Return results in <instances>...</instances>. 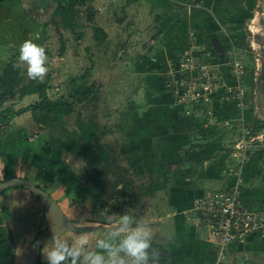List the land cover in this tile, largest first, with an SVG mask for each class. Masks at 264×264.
I'll return each mask as SVG.
<instances>
[{
  "label": "rangeland",
  "instance_id": "1",
  "mask_svg": "<svg viewBox=\"0 0 264 264\" xmlns=\"http://www.w3.org/2000/svg\"><path fill=\"white\" fill-rule=\"evenodd\" d=\"M135 1L128 2L133 5ZM202 1L153 0L140 9L114 0L111 13L82 8L74 32L60 28L67 44L64 56L59 55V42L55 46L37 41L48 57L49 71L43 80L30 79L26 66L18 62L19 49L14 52L22 78L17 91L49 80L48 95L75 106L73 114L46 130V144L53 147L51 140H64L67 132L79 131L78 121L98 134L96 171L79 153L59 149L62 160L77 169L78 220L94 222L90 226L108 232L112 228L108 217L127 213L151 225L160 205L149 200L172 197L195 172L181 176L179 166L185 163L169 168L170 153L184 156L192 144L215 140L219 134L225 136V141L221 139L226 147L249 151L242 141L244 123L239 117L249 102L243 85L239 96L231 67L235 56L240 61L245 56L253 60L252 41L258 50L263 48L257 43L264 42V30L255 26L264 25V15L256 19L252 30L238 18L231 21L237 27L227 30L228 11L217 9L211 17L217 27L205 29V20L211 18L200 7ZM255 16L259 13L247 20ZM44 20L52 23L50 13ZM93 25L105 34L95 37ZM202 68L221 76L224 87L203 93ZM189 81H195L191 92L186 91ZM78 86H85L86 95L76 93ZM261 144L259 150L264 148V138ZM88 189L95 191L89 195Z\"/></svg>",
  "mask_w": 264,
  "mask_h": 264
},
{
  "label": "crops",
  "instance_id": "2",
  "mask_svg": "<svg viewBox=\"0 0 264 264\" xmlns=\"http://www.w3.org/2000/svg\"><path fill=\"white\" fill-rule=\"evenodd\" d=\"M111 1L114 0H94L88 2L85 7L77 5L76 0H62V4L78 10L91 7L93 10L111 13ZM122 1L125 7L138 6L142 9L153 0H137L133 5L128 2L131 0ZM57 6V0H0V74L14 59V52L25 39L30 38L39 44H60L56 26L44 20L48 13L52 19ZM200 7L205 16L210 18L217 9H221V13L228 11L225 16L227 30L237 27L231 24L235 18L252 30L256 19L259 20L261 15H264V0H203ZM252 13H259V16L249 22L247 18ZM31 14L38 16L37 19H31ZM216 25L217 22L211 18L209 21L206 19L203 26L205 29H215ZM255 28L264 30V25L259 24ZM254 43L255 41H252V47L256 51L253 60L246 56L241 60L242 85L249 106L244 108L239 117L244 123V129H241L242 141L248 145L246 150L250 153L247 154L245 149L238 150L216 161L207 162L202 167L185 163L179 166L181 176L188 171L195 172L187 177L186 182L181 183L182 187H179L172 197L162 196L149 200L150 204L160 205L154 223L149 225L145 222L150 226L152 247L159 253L158 264H264L263 240L232 243L221 254L208 229L195 223L194 225L191 221L195 201L193 198L204 191L225 190L233 184H238L245 205L255 207L264 200V153L261 154L259 150V147L263 146L261 143L264 138V42L258 43L263 46L261 51ZM215 53L223 55L222 52ZM220 58L224 59L223 56ZM38 100L37 95H28L7 102L3 109L19 110ZM227 111L234 113V109ZM44 136H47L46 131L40 129L31 112L0 126V182L7 178L19 177L46 191L74 225L93 229L83 233L67 231L61 238L71 243L85 236L89 250H94L95 242L104 237L107 229L90 226L94 222L78 220V206L81 200L76 198V189L79 186L77 169L71 168L67 160H62L61 150L46 144ZM217 137H224L225 141L224 135L219 134ZM7 154L15 158L9 168H6L4 162ZM186 183L188 186H185ZM53 225L51 212L29 190L13 187L0 195V226L13 232L16 241V264H27L32 244L49 235ZM111 227L114 225L111 224ZM50 247L51 244L48 243L37 252L36 264H47L43 253Z\"/></svg>",
  "mask_w": 264,
  "mask_h": 264
},
{
  "label": "trees",
  "instance_id": "3",
  "mask_svg": "<svg viewBox=\"0 0 264 264\" xmlns=\"http://www.w3.org/2000/svg\"><path fill=\"white\" fill-rule=\"evenodd\" d=\"M94 0H76L77 5L81 7L87 6L88 2ZM58 6L52 15V23L56 26L60 39L59 55L62 57L66 53L67 44L61 32V26L72 32L76 30V17L79 10L64 6L62 0H57ZM56 17H61L60 21H56ZM95 37L100 34H105L103 28L98 25H93ZM20 69L16 66L15 60H12L3 69L0 74V126L11 122L15 117L24 113L31 112L33 120L40 126L43 131L51 130L64 121V117L75 112L74 104L61 100H54L47 93L48 81L37 84L35 87H24L17 91L21 86L22 78ZM82 77V76H81ZM80 78L75 79L77 81ZM85 86H78L76 93L86 95ZM37 95L39 100L27 107L19 110L5 108L3 106L15 99H22L28 95ZM53 116V122L51 117ZM77 126L79 131L67 132L64 140L53 139L52 145L54 148L63 149L72 153H79L88 164L96 171L98 166V158L94 151V142L98 140L97 132L85 123L78 121ZM238 150L226 147L221 138L207 141L202 144H192L190 148L182 156L179 153L172 152L169 154V168L179 163H193L197 167H202L207 162L216 161L224 155H231ZM249 154V151H246ZM264 153V148L260 152ZM5 165L9 168L10 163L15 162L12 155H5ZM8 179V178H7ZM21 187V186H18ZM95 190H86L87 194H93ZM16 241L13 232L7 228L0 226V264H16L15 261Z\"/></svg>",
  "mask_w": 264,
  "mask_h": 264
},
{
  "label": "clouds",
  "instance_id": "4",
  "mask_svg": "<svg viewBox=\"0 0 264 264\" xmlns=\"http://www.w3.org/2000/svg\"><path fill=\"white\" fill-rule=\"evenodd\" d=\"M47 60L45 48L32 39H25L19 46L18 62L26 66L30 79L45 78L49 71ZM108 219L114 227L95 242L94 250H89L85 236L70 243L53 232L51 247L43 253L47 264H158L159 253L152 247L148 224L127 213Z\"/></svg>",
  "mask_w": 264,
  "mask_h": 264
},
{
  "label": "built area",
  "instance_id": "5",
  "mask_svg": "<svg viewBox=\"0 0 264 264\" xmlns=\"http://www.w3.org/2000/svg\"><path fill=\"white\" fill-rule=\"evenodd\" d=\"M242 72V63L235 56L231 76L237 82L239 96L242 95ZM201 73L200 89L203 93L210 94L217 87L220 90L224 87L221 76L218 77L206 68H202ZM194 85L195 81H189L186 91L191 92ZM192 215L196 225L208 229L221 254L232 243L264 241V200L255 207L245 205L238 184L225 190L206 191L194 201Z\"/></svg>",
  "mask_w": 264,
  "mask_h": 264
},
{
  "label": "water",
  "instance_id": "6",
  "mask_svg": "<svg viewBox=\"0 0 264 264\" xmlns=\"http://www.w3.org/2000/svg\"><path fill=\"white\" fill-rule=\"evenodd\" d=\"M17 186H21L35 194L51 212L54 223L53 229L49 235L45 236L44 238L38 239L32 244L27 258V264H36L37 252L49 243L53 232L63 236V234H65L67 231L83 233L91 232L93 230L92 228L79 227L74 225L64 213L60 205L46 191L36 186L29 180L19 177H12L3 180L2 182H0V195L3 194L6 190Z\"/></svg>",
  "mask_w": 264,
  "mask_h": 264
},
{
  "label": "bare ground",
  "instance_id": "7",
  "mask_svg": "<svg viewBox=\"0 0 264 264\" xmlns=\"http://www.w3.org/2000/svg\"><path fill=\"white\" fill-rule=\"evenodd\" d=\"M257 44H258V43H257ZM258 45L262 46V44H258ZM260 46H259V48H260ZM256 48H257V46H256Z\"/></svg>",
  "mask_w": 264,
  "mask_h": 264
}]
</instances>
